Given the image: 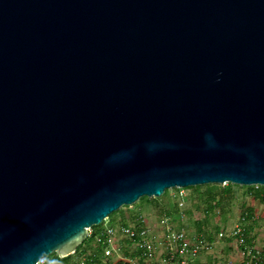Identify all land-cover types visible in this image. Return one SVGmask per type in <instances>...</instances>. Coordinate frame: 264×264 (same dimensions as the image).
I'll return each instance as SVG.
<instances>
[{"label":"water","instance_id":"1","mask_svg":"<svg viewBox=\"0 0 264 264\" xmlns=\"http://www.w3.org/2000/svg\"><path fill=\"white\" fill-rule=\"evenodd\" d=\"M227 182L264 185V0H0V264Z\"/></svg>","mask_w":264,"mask_h":264},{"label":"built area","instance_id":"2","mask_svg":"<svg viewBox=\"0 0 264 264\" xmlns=\"http://www.w3.org/2000/svg\"><path fill=\"white\" fill-rule=\"evenodd\" d=\"M176 189L177 192L172 195L178 200L180 210L177 214L162 212L153 220L140 214L132 222L111 224L97 235V243L105 245V256L114 257L117 254L119 259L127 260L131 264H190L203 250L209 249L214 243L227 237L231 239V243L234 244L245 264H264L263 251L256 246L257 239L253 241L254 245L248 243L245 218L232 227L221 230L218 236L209 242L203 233L190 229L189 211L183 209L188 194L184 192L185 187H176ZM90 231L91 228L88 234ZM123 239L132 241L131 250L135 252L132 258L120 253ZM36 264H48L47 257L39 259ZM82 264H86V261L83 260Z\"/></svg>","mask_w":264,"mask_h":264},{"label":"trees","instance_id":"3","mask_svg":"<svg viewBox=\"0 0 264 264\" xmlns=\"http://www.w3.org/2000/svg\"><path fill=\"white\" fill-rule=\"evenodd\" d=\"M219 186L221 187V192H222L221 194H217V192L214 191ZM185 189L188 191L187 192L188 198L186 200L185 208L183 209L189 211L190 220L196 223L197 225L196 232L203 233V235L206 237V239L209 242H212L214 238L218 236V233L221 230H225L228 228L225 225V223L223 225L214 224L213 227L208 231L206 228H203L202 225L204 220L206 221L207 218H209L210 216L209 214L211 212L215 213V208L217 207V205L220 206L221 195L237 193V191L241 190L243 193L246 194V196H249V198L251 199V203L245 204L243 206V208L240 210V214L236 222L245 218V226L247 229L246 232H248V243L249 245H254L253 241L259 237L258 229H264L263 226L264 216H262L261 213L256 208V205L264 206V185H259V186L239 185L228 182L225 184H218V185L216 184L213 186H204V185L189 186V187H185ZM165 192L163 193V195L165 194ZM203 195L207 196L205 197L206 198L205 200L208 203V205L205 207L206 215L202 219H197V218L192 219L193 214L191 209L196 202L199 201L205 202L204 198H202ZM152 200L157 201V204L155 205L159 206L160 202L158 201V198L156 199L155 197H152ZM197 205L194 206L197 207ZM120 210L121 209H119L118 211ZM160 210L162 212H167L168 214L171 215L177 214L178 211L180 210L178 207V200L175 199V202L172 204L171 208L164 206ZM118 211H115L112 214L118 213ZM121 223L126 224L127 222L122 221ZM255 229L256 231H254ZM103 230L105 229L101 228L100 224L92 226L90 233L87 235L83 243L78 246L75 253L65 257H60L56 252H54V256H53L54 258L50 261L47 260L48 264H82L83 260L86 261V264H108V260L112 259V257L105 256L104 254L105 245H102L100 243L97 244L98 245L97 247L94 245V243H97L96 236L99 235ZM223 241L225 242V244L226 242L231 243V239L227 237H225ZM131 244L132 241L130 239H123L121 241L122 249L120 253L123 256L129 258H132L134 256L135 252L131 250ZM116 264H131V263L127 260L119 259ZM243 264L245 263L243 262Z\"/></svg>","mask_w":264,"mask_h":264},{"label":"rangeland","instance_id":"4","mask_svg":"<svg viewBox=\"0 0 264 264\" xmlns=\"http://www.w3.org/2000/svg\"><path fill=\"white\" fill-rule=\"evenodd\" d=\"M216 184L218 185L219 183H208V184H204V186H213ZM177 190L178 189L176 188H170L166 190L165 192L166 195L162 194L160 197H155L156 199L158 198V201L160 202L159 206L155 205L157 204V201L152 200V197L142 196L131 206H122L120 208L121 209L120 211L117 210L118 213L112 215L110 214L108 218L103 220V222L100 224V227L105 229L107 226L111 224L114 225L121 224L122 221H126L127 223H129L134 221L136 217L139 216L140 214H143L144 216L153 220L156 218L157 215L162 213V211L160 210L162 209V207L164 206L169 208L172 207V204L175 202L176 199L175 197H173L172 194L174 192H177ZM214 191L217 192V194L222 193L220 186L217 187ZM184 192L188 194L187 190H185ZM205 197L207 196L206 195L202 196L204 200L206 199ZM220 198H221L220 206L217 205V207L215 208V213L211 212L213 214L210 213L209 218H207L206 221L204 220L202 224L203 228H206L208 231L213 227L214 224L223 225L225 223L227 227H232L236 223L237 218L240 214V210L243 208V206L245 204L251 203V199L249 198V196H246V194L243 193L241 190L237 191V193L222 194ZM194 205H197V207ZM194 205L191 209L193 214L192 219L204 218L206 215L205 207L208 205L206 200L205 202L204 201L196 202ZM190 221H191L190 229L192 231H197L196 223H194V221L192 220ZM263 226H264V222H263ZM258 230L261 231L263 229H258ZM263 233L264 231H261L259 233V236H262ZM97 244L98 243H94L96 247L98 246ZM53 256H54V252L47 257V260L48 261L52 260L54 258ZM116 257L117 254L114 257H112V259Z\"/></svg>","mask_w":264,"mask_h":264},{"label":"crops","instance_id":"5","mask_svg":"<svg viewBox=\"0 0 264 264\" xmlns=\"http://www.w3.org/2000/svg\"><path fill=\"white\" fill-rule=\"evenodd\" d=\"M256 208L261 215L264 216V206L256 205ZM262 236L257 238L256 246L262 249L264 255V236ZM109 260L108 264H116L119 258L117 256L116 258ZM243 262L244 261L236 251L234 244L229 242H226L225 244V242L221 240L214 243L209 249L203 250L190 264H243Z\"/></svg>","mask_w":264,"mask_h":264}]
</instances>
